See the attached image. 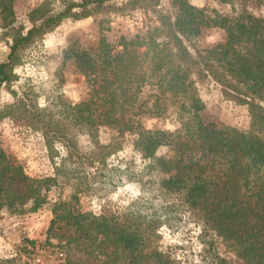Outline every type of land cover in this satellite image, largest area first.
Returning a JSON list of instances; mask_svg holds the SVG:
<instances>
[{
  "label": "trees",
  "instance_id": "16d2710c",
  "mask_svg": "<svg viewBox=\"0 0 264 264\" xmlns=\"http://www.w3.org/2000/svg\"><path fill=\"white\" fill-rule=\"evenodd\" d=\"M58 1L57 9H50V0L34 8L29 14L32 26L26 33L16 31L8 59L0 63V89L12 80L13 67L27 47L63 20L87 18L115 0ZM144 1L158 0L129 2ZM222 1L237 4V15L207 18L203 9L187 0H174L179 8L175 19L160 13L159 25L144 36H123L120 49L103 37L95 57L87 51L77 55L94 96L68 107L81 132L95 141L91 164L104 162L121 148L125 135L132 134L135 148L148 160L139 170L128 168L143 194L122 214L98 216L82 212L72 200L56 201L49 237L62 230L69 241L114 246L110 255L115 262L176 264L152 244L159 237L158 228L179 219L184 206L202 224L204 264H264V17L249 9L252 0ZM0 18V27L14 29L13 0H0ZM203 26L224 29L226 40L192 50L185 39L200 34ZM205 79L219 84L228 99L247 105L251 120L247 131L203 120L205 103L197 84ZM17 102L29 123L43 130L49 149L57 140L69 148L57 167L62 174L67 162H76L74 135L49 116L48 108ZM170 108L180 122L177 129L143 125L142 113L166 116ZM101 125L116 130L109 144L97 139ZM162 146H169L172 155H158ZM56 182V177H30L0 151V207L4 198L11 207L30 204L29 210L36 211L47 202L43 189Z\"/></svg>",
  "mask_w": 264,
  "mask_h": 264
},
{
  "label": "rangeland",
  "instance_id": "374dc122",
  "mask_svg": "<svg viewBox=\"0 0 264 264\" xmlns=\"http://www.w3.org/2000/svg\"><path fill=\"white\" fill-rule=\"evenodd\" d=\"M47 1L13 0L14 29L0 27V63L7 61L16 31L26 33L32 26L30 12ZM129 1L115 0L87 18L63 20L41 40L22 51L13 67L12 80L0 89V151L11 163L22 166L32 178H57L48 190L43 189L47 202L36 211L29 210L30 204L11 207L2 199L0 264H120L121 261L125 264L128 260L115 262L110 255L114 246L98 247V242L82 239L69 241L62 230H55L49 237L48 228L55 217L52 209L56 201L72 200L82 212L98 216L122 214L143 194L140 182L129 175L131 170L141 169L148 161L135 148L134 136L126 134L116 153L106 156L102 163L91 164L95 141L81 132L75 112L68 107L94 96L92 81L78 65L80 52L87 51L95 57L103 37L120 49L123 36L128 39L144 36L159 25L160 13H167L173 19L179 13L174 0H155L156 4ZM187 1L203 9L207 18L216 14L235 16L239 11L237 4L222 0ZM60 6L58 0H50V9ZM249 9L264 17V0H252ZM226 36L225 30L218 26H203L200 34L185 41L192 50L205 49L224 42ZM197 86L205 103L201 115L206 123L228 125L240 131L250 128L247 105L228 99L222 87L212 79L200 81ZM18 100H24L29 108H48L49 116L74 135L78 145L76 162H67L62 174L58 173L57 167H61L69 155V148L57 140L54 149H49L43 130L29 123L23 115L24 108L17 105ZM141 121L152 129L175 130L180 126L174 108L160 117L142 113ZM115 135L116 130L110 125H101L97 131L101 144L111 143ZM158 155L170 156L172 150L162 146ZM152 191L146 197H150ZM74 194L78 195L77 200L73 198ZM157 233L159 237L152 245L168 253L176 264H204L202 224L187 207L182 206L179 219L164 223Z\"/></svg>",
  "mask_w": 264,
  "mask_h": 264
}]
</instances>
